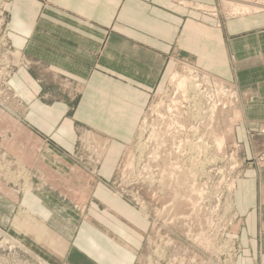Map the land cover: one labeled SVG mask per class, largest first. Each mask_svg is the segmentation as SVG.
<instances>
[{
	"label": "crops",
	"instance_id": "crops-1",
	"mask_svg": "<svg viewBox=\"0 0 264 264\" xmlns=\"http://www.w3.org/2000/svg\"><path fill=\"white\" fill-rule=\"evenodd\" d=\"M197 1L214 3L4 1L7 37L27 63L10 80L24 105L11 155L54 191L37 187L10 198L0 189V223L23 208L70 242L85 264H136L148 222L132 203L112 196L104 179L149 100L189 66L235 89L233 135L243 152L232 191L240 217L236 264H264V166L255 161L264 141L248 136L264 123V11L216 17L199 13ZM81 128L108 142L96 178L71 158ZM70 190L89 192L87 218L60 203L58 194Z\"/></svg>",
	"mask_w": 264,
	"mask_h": 264
},
{
	"label": "rangeland",
	"instance_id": "rangeland-1",
	"mask_svg": "<svg viewBox=\"0 0 264 264\" xmlns=\"http://www.w3.org/2000/svg\"><path fill=\"white\" fill-rule=\"evenodd\" d=\"M212 1H197L194 6L199 13L224 18L264 11V0ZM2 17L7 36V16L3 13ZM7 42L9 48L0 46V74L3 78L10 74L7 93L0 96V189L10 198L37 187L53 192L50 185L39 182L34 172L11 155L24 105L10 80L18 66L27 63L8 37ZM190 81L198 86V95L202 94L207 104L201 111L207 112L205 120L196 123L188 114L192 98L183 93ZM0 88L5 90L6 86ZM12 92L21 105L12 99ZM175 104H179L178 112ZM237 120L235 89L189 66L176 70L164 91L149 100L136 134L111 166L109 178L104 179L112 196L132 203L148 222L136 264H236L240 246L234 232L240 217L233 206L232 191L243 157L233 135ZM193 125H198V136H203L209 146V158L199 168L190 165L192 151H187L185 143L192 140L189 136ZM257 129L248 136L264 141L256 134ZM220 137L222 143L216 147L213 141ZM107 147L106 139L81 128L71 158L81 173L96 178ZM58 196L69 214L79 219L88 217L89 192L76 196L70 190ZM17 211L0 223V264H85L72 252L70 242L54 232L46 228L42 236H36L34 230L41 223L27 210L28 214L23 213L15 221Z\"/></svg>",
	"mask_w": 264,
	"mask_h": 264
},
{
	"label": "bare ground",
	"instance_id": "bare-ground-1",
	"mask_svg": "<svg viewBox=\"0 0 264 264\" xmlns=\"http://www.w3.org/2000/svg\"><path fill=\"white\" fill-rule=\"evenodd\" d=\"M174 77H175V75L173 76L172 79H174ZM183 93H185L184 95L186 97L190 96L192 98L191 101H190L191 103L189 104L191 109L188 110V114L191 117L190 120L194 121L195 123L198 122L199 120L204 121L205 120V115H206L207 112L204 111V113H201V111L203 110L204 107L207 106V104L203 103L204 96L202 94L198 95L199 94L198 93V86H196L193 81L192 82L190 81L189 84H187L184 87ZM174 106H176V108L174 110H177V112H178L179 104H175ZM210 111H211V113L213 112V110H210ZM211 113H210V115H211ZM198 130H199L198 125H195V126L193 125V128L190 129L191 135L189 136V137H191L192 140H190V139L187 140L186 139L187 142H185L186 140L185 141L183 140L185 143H187V147H188V148L186 147L187 151L188 150H189V152L192 151L191 162L189 160L190 165H192V166H194L196 168H199L198 166H203L205 164V162L208 160L207 158H209V157H206V150L209 149V146L206 144L204 138H202L203 136L202 137L198 136ZM194 139H197V140L194 141ZM213 142H214V145L216 147H219L221 145V143H222V138L220 137L219 139H216ZM185 143H183L182 145H184ZM179 147H181V146H178L177 149ZM180 151H181V149L179 150V152ZM182 152H183V150H182ZM188 155H190V153ZM178 156H179V154H178ZM196 168H195V170H196ZM23 213L28 214V212L25 209L19 208L14 220L17 221L18 217L21 216ZM45 231H46V227L44 226L43 223L41 224V227H38L37 229L34 230L36 236H42L41 234H43Z\"/></svg>",
	"mask_w": 264,
	"mask_h": 264
},
{
	"label": "built area",
	"instance_id": "built-area-1",
	"mask_svg": "<svg viewBox=\"0 0 264 264\" xmlns=\"http://www.w3.org/2000/svg\"><path fill=\"white\" fill-rule=\"evenodd\" d=\"M3 0H0V4H3V2H2ZM4 20H5V18H0V28H2V36L0 37V46H2L3 48L4 47H7V48H9V46L7 45L8 44V42H7V36H6V24L4 25ZM3 26V27H2ZM4 29V30H3ZM3 68H0V70H2ZM5 78V79H4ZM4 78H3V75L2 74H0V87H2V86H6V89L4 90V89H2V88H0V96H4V95H6V93H7V87H9V78H10V74L7 76V78L5 77V75H4ZM1 93H3L2 95H1ZM11 95H13V98L12 99H15L16 98V102H18L19 104H20V102H19V100H18V97H17V95L16 94H14L13 92L11 93ZM8 99V98H7ZM21 105V104H20ZM256 134L258 135V136H261V137H263L264 138V124H262V125H260L259 126V128L257 129V132H256ZM255 161H257L258 163H260V164H263L264 165V149L261 151V152H259L258 154H257V156L255 157Z\"/></svg>",
	"mask_w": 264,
	"mask_h": 264
}]
</instances>
